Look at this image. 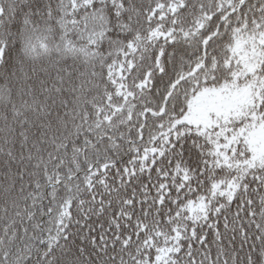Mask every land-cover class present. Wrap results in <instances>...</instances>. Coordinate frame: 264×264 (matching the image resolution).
<instances>
[{
    "label": "snow or ice",
    "instance_id": "snow-or-ice-1",
    "mask_svg": "<svg viewBox=\"0 0 264 264\" xmlns=\"http://www.w3.org/2000/svg\"><path fill=\"white\" fill-rule=\"evenodd\" d=\"M0 264H264V0H0Z\"/></svg>",
    "mask_w": 264,
    "mask_h": 264
}]
</instances>
